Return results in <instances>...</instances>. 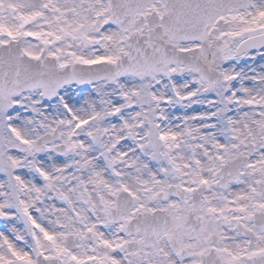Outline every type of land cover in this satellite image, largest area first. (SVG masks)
Here are the masks:
<instances>
[{
	"label": "snow or ice",
	"instance_id": "obj_1",
	"mask_svg": "<svg viewBox=\"0 0 264 264\" xmlns=\"http://www.w3.org/2000/svg\"><path fill=\"white\" fill-rule=\"evenodd\" d=\"M0 264H264V0H0Z\"/></svg>",
	"mask_w": 264,
	"mask_h": 264
}]
</instances>
